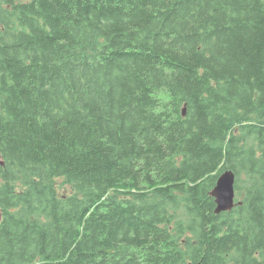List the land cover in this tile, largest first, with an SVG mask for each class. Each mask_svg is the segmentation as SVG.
Here are the masks:
<instances>
[{
    "label": "trees",
    "instance_id": "obj_1",
    "mask_svg": "<svg viewBox=\"0 0 264 264\" xmlns=\"http://www.w3.org/2000/svg\"><path fill=\"white\" fill-rule=\"evenodd\" d=\"M0 160V264H264V0H0Z\"/></svg>",
    "mask_w": 264,
    "mask_h": 264
},
{
    "label": "water",
    "instance_id": "obj_2",
    "mask_svg": "<svg viewBox=\"0 0 264 264\" xmlns=\"http://www.w3.org/2000/svg\"><path fill=\"white\" fill-rule=\"evenodd\" d=\"M185 110L183 109V116ZM3 162L0 160V166ZM235 175L232 171L222 172L215 183V187L210 193L214 200L215 210L214 213L219 215L221 213L230 212L235 207Z\"/></svg>",
    "mask_w": 264,
    "mask_h": 264
},
{
    "label": "rangeland",
    "instance_id": "obj_3",
    "mask_svg": "<svg viewBox=\"0 0 264 264\" xmlns=\"http://www.w3.org/2000/svg\"><path fill=\"white\" fill-rule=\"evenodd\" d=\"M55 187L59 195H69L72 194V187L68 183L65 182L64 179H56Z\"/></svg>",
    "mask_w": 264,
    "mask_h": 264
}]
</instances>
